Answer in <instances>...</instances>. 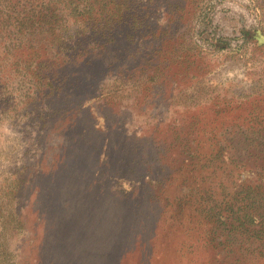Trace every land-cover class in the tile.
Masks as SVG:
<instances>
[{
	"label": "rangeland",
	"instance_id": "rangeland-1",
	"mask_svg": "<svg viewBox=\"0 0 264 264\" xmlns=\"http://www.w3.org/2000/svg\"><path fill=\"white\" fill-rule=\"evenodd\" d=\"M14 1L0 264H264V0Z\"/></svg>",
	"mask_w": 264,
	"mask_h": 264
},
{
	"label": "trees",
	"instance_id": "trees-1",
	"mask_svg": "<svg viewBox=\"0 0 264 264\" xmlns=\"http://www.w3.org/2000/svg\"><path fill=\"white\" fill-rule=\"evenodd\" d=\"M31 1L32 0H16V5L23 4V7L27 8L26 4L31 3ZM13 2L15 1L0 0L1 19H7L8 21H11L18 18V15L14 16L12 13L6 14L4 10L5 8H12V6H15L13 5ZM47 3H51V1H47ZM29 14L30 12L24 17V19L29 17L31 18ZM52 16L53 14H51V17ZM48 17V13L46 12L38 15V19H48ZM54 18L55 21L59 20V16L57 14H55ZM240 194H243V196L240 198H234L235 201L230 206L232 212L230 215H226L225 219L226 221L232 219L230 221L232 226L231 230L234 234L243 232L247 235L248 241H250V239L260 240L261 235H264V190L261 191L249 188ZM219 221L221 220L219 219Z\"/></svg>",
	"mask_w": 264,
	"mask_h": 264
}]
</instances>
